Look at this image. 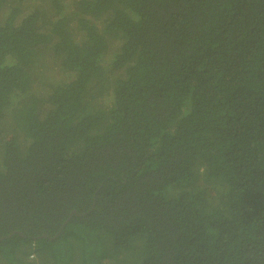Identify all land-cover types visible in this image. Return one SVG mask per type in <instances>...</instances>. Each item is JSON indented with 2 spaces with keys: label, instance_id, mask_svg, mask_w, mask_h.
Segmentation results:
<instances>
[{
  "label": "trees",
  "instance_id": "obj_1",
  "mask_svg": "<svg viewBox=\"0 0 264 264\" xmlns=\"http://www.w3.org/2000/svg\"><path fill=\"white\" fill-rule=\"evenodd\" d=\"M0 264H264V0H0Z\"/></svg>",
  "mask_w": 264,
  "mask_h": 264
}]
</instances>
